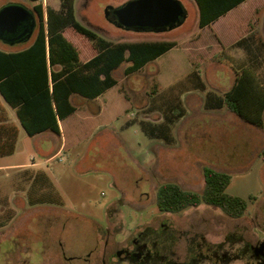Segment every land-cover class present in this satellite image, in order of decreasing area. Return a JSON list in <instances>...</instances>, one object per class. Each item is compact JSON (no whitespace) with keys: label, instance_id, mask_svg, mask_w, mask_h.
Listing matches in <instances>:
<instances>
[{"label":"rangeland","instance_id":"rangeland-1","mask_svg":"<svg viewBox=\"0 0 264 264\" xmlns=\"http://www.w3.org/2000/svg\"><path fill=\"white\" fill-rule=\"evenodd\" d=\"M127 1L76 0L77 17L113 41L175 40L178 45L129 75V63H123L114 72L118 83L97 99L75 95L79 109L62 122V152L47 162L55 151L38 152L35 136L8 107L21 132L15 153L0 157V164L34 158L38 165L0 169V264H103L108 230L111 245L115 237L138 229H148L142 241L150 249L138 264H257L252 248L264 239V126L227 107L208 109L205 100L208 91L228 90L245 67L264 86V0L240 6L235 26L227 15L204 28L196 1L181 0L188 18L165 32L128 30L106 18L107 5ZM10 2L32 4L0 0V9ZM43 2L60 9L61 0ZM64 34L84 59L97 53L96 43L74 28ZM178 102L184 112L171 122L170 140L144 130L142 120L167 122L166 113ZM206 166L233 175L230 193L255 196L246 215L232 218L201 204L167 219L157 204L159 186L175 182L202 192ZM165 220L173 224V234L158 230ZM200 236L206 240L203 249L195 244ZM213 245L226 256L209 253Z\"/></svg>","mask_w":264,"mask_h":264},{"label":"trees","instance_id":"trees-1","mask_svg":"<svg viewBox=\"0 0 264 264\" xmlns=\"http://www.w3.org/2000/svg\"><path fill=\"white\" fill-rule=\"evenodd\" d=\"M30 1L40 21L34 42L28 48L7 51L9 43L0 38V157L15 153L20 134V127L11 121L5 102L16 109L28 135L45 131L61 135L59 120L79 109L74 102L75 95L96 99L118 83L114 72L123 63H129L125 68L129 75L178 45L175 40L113 41L78 19L76 0H61L60 9L50 6L45 9L43 0ZM195 1L200 10L199 26L204 28L245 0ZM68 27L96 43L97 53L90 60L80 59L77 47L64 34ZM191 74L204 87L201 74L195 69ZM205 106L208 109L227 107L246 122L264 126V86L252 68H243L224 93L208 91ZM169 110L167 122L154 124L142 120L144 130L153 137L170 140V124L184 109L178 102ZM204 175L202 192L185 189L175 182L161 184L157 193L159 208L179 213L207 204L220 208L232 218L246 215L255 196L250 194L245 198L230 193L231 173L206 166Z\"/></svg>","mask_w":264,"mask_h":264},{"label":"water","instance_id":"water-1","mask_svg":"<svg viewBox=\"0 0 264 264\" xmlns=\"http://www.w3.org/2000/svg\"><path fill=\"white\" fill-rule=\"evenodd\" d=\"M188 15L181 0H129L123 5L109 4L105 8V16L110 22L137 31H170L183 25ZM35 27L36 17L28 6L10 2L1 7V39L10 44L25 42L32 37Z\"/></svg>","mask_w":264,"mask_h":264},{"label":"flooded vegetation","instance_id":"flooded-vegetation-1","mask_svg":"<svg viewBox=\"0 0 264 264\" xmlns=\"http://www.w3.org/2000/svg\"><path fill=\"white\" fill-rule=\"evenodd\" d=\"M125 3H123V4H125ZM26 6H28L30 8V10L34 13V15L36 17V27H35V30H34V32H35L39 28V24H40L38 15L33 10L34 6L32 4L26 5ZM115 7H117V6H115ZM198 10H199V6H198ZM199 15H200V10H199ZM87 23L90 24V22H87ZM87 26H89V25H87ZM89 27H91V26H89ZM9 37H13L14 38L15 36L10 35ZM193 207H197V206H193ZM161 211H162L163 214H168L169 215V216L166 217L167 219H169L171 217V214L174 213V212H170V211H163V210H161ZM158 230H160V232H162V233H165V232H168V231L172 232V234L174 233L173 224H170V222H168L167 220L162 221V222L159 223ZM147 231H148V229H138V230L134 231L129 236H124L123 235V237L120 238V239L115 237L114 238L115 241H113L111 243V245H110L111 238H112V233H111L110 230H108V233H107V236H106V240H105L104 245H103V247L101 249L102 253H101V257L100 258H101L102 263L103 264H115V263H118V262H127V264H131V263L134 262V263L138 264L139 262H141L150 253V249H147L148 245H149L148 242L147 241L146 242L142 241V239L144 238V236H145ZM118 232H122V230L120 229ZM195 244H196V247H200L199 249H201V248L203 249V248H205L206 240H205V238H202L200 236V238L195 241ZM217 246L218 245H213V248L210 247L209 253H216V252L218 253L219 252L221 258L225 257L226 253L222 254L220 252V250H218V248H221L220 245H219L218 248H217ZM201 253L202 252H199V254H201ZM196 254H198V253H196ZM252 255H253V258L255 259V262L257 264H264V239L260 240L252 248ZM90 256H92L91 253H89L84 258V260L87 263H89L91 261V257Z\"/></svg>","mask_w":264,"mask_h":264},{"label":"crops","instance_id":"crops-1","mask_svg":"<svg viewBox=\"0 0 264 264\" xmlns=\"http://www.w3.org/2000/svg\"><path fill=\"white\" fill-rule=\"evenodd\" d=\"M247 2V3H246ZM250 2H252V0H245L244 2H242L241 4H239L238 6H236V7H234V8H232L230 11H228L226 14H224L223 16H221V17H224V18H226V16L227 17H229V18H231V22H230V24L232 23V25L233 26H235V24L237 23V20H239L240 19V16L237 14L236 15V12L238 11V10H241V9H239V7L240 6H242L244 3H246V4H249ZM44 3V2H43ZM246 4H245V6H246ZM32 5H34V3H32ZM44 6H45V9H47V4L45 3L44 4ZM245 6H243L242 8H244ZM255 10H257V7L256 8H254V11ZM239 12V11H238ZM76 13H77V10H76ZM47 15V14H46ZM235 15V16H234ZM47 17V16H46ZM220 17V18H221ZM219 18V19H220ZM218 19V20H219ZM214 23V22H213ZM69 28V27H68ZM38 30H39V28L33 33V35H32V37L29 39V40H27V41H25V42H21L22 44H17V43H15V44H8L7 46H6V50L7 51H17V50H20V49H23V48H28L33 42H34V40H35V38H36V36H37V34H38ZM65 33V32H64ZM78 49V48H77ZM79 51V50H78ZM79 56H80V51H79ZM94 56V55H93ZM93 56H91L90 58H86V59H84L82 56H80V59L82 60V61H84V62H86V61H88V60H90ZM61 66V65H60ZM79 96V95H78ZM82 97V96H81ZM74 98V97H73ZM83 99H85V100H90V99H88V98H84V97H82ZM97 99V98H96ZM93 100V99H92ZM5 105H6V107H7V109H8V112H9V115H10V119H11V121L12 122H14V123H16L19 127H20V125L17 123V122H15L13 119H12V115H11V113H10V110H9V106L10 105H8L6 102H5ZM11 107V106H10ZM14 109V108H13ZM15 111H16V109H15ZM76 112V111H75ZM74 112V113H75ZM74 113H72V114H70L68 117H66L65 119H63V120H59V124H60V127H61V131H62V134L61 135H57L56 133H54V132H52V131H45V132H42V133H40V134H37V135H35V139H34V142H33V144H34V147H35V149H37V151L38 152H40V153H42L43 155H47V154H49L50 152L52 153V152H54L55 151V154H53L52 156H50L49 158H47L46 160H45V162H47V161H49V160H51V159H53L56 155H59V154H61V152H62V148H63V146H64V144H65V142H64V129H63V126H62V122L64 121V120H66L67 118H69V117H71ZM21 124V123H20ZM22 126V125H21ZM20 132H21V128H20ZM19 137H20V134H19ZM60 138L62 139L61 141H60ZM18 141H19V139H18ZM17 146H18V143H17ZM16 149H17V147H16ZM4 157V156H3ZM32 162L31 163H22V164H12V165H5V164H0V169H2V168H17V167H20V168H25V169H27V168H34V167H36L37 165H38V162H36V159H34V158H32Z\"/></svg>","mask_w":264,"mask_h":264}]
</instances>
